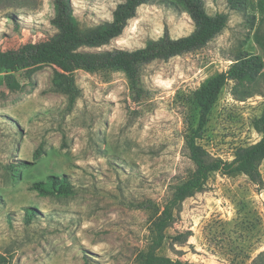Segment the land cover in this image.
Wrapping results in <instances>:
<instances>
[{"label": "rangeland", "instance_id": "1", "mask_svg": "<svg viewBox=\"0 0 264 264\" xmlns=\"http://www.w3.org/2000/svg\"><path fill=\"white\" fill-rule=\"evenodd\" d=\"M123 1L72 3L81 25L91 27L112 20ZM173 1L141 5L120 36L85 49L132 50L166 32L189 35L195 23ZM54 2L0 0V49L55 36ZM205 3L211 14H228L227 27L197 51L146 65L150 98L142 103L133 100L122 71H76L73 101L53 64L0 67V264L146 260L175 186L196 169L185 143L199 117L194 90L228 69L241 51L264 58V0H249L241 9L228 0ZM263 111L264 88L241 97L230 81L198 142L212 156L231 161L239 147L262 138L254 120ZM259 170L257 180L213 173L203 191L175 208L155 254L193 264H264V160ZM49 175H67L74 192L43 195L31 189ZM29 206L39 213L28 223Z\"/></svg>", "mask_w": 264, "mask_h": 264}, {"label": "trees", "instance_id": "2", "mask_svg": "<svg viewBox=\"0 0 264 264\" xmlns=\"http://www.w3.org/2000/svg\"><path fill=\"white\" fill-rule=\"evenodd\" d=\"M153 1L124 0L117 5L112 20L83 27L74 13L72 0H55L52 23L58 28V33L44 42L23 44L8 50L0 49V67L17 71L46 63L53 64L61 71V76L65 77L63 90L71 94L73 101L77 90L76 71H122L126 74L133 100L142 103L150 98L143 82V69L146 65L156 60L167 61L205 47L227 27L229 21L226 13H209L205 0H174L172 6L188 12L195 23V29L189 35L174 38L166 32L161 38L151 39L144 47L132 50L85 49L99 48L120 36L129 21L137 15L139 7ZM228 1L232 8L241 9L249 0ZM230 81L235 82V93H239L241 97H249L260 89L263 90L264 58L241 51L228 69L209 76L194 90L192 102L199 117L196 126L191 125L186 133L185 143L196 169L189 178L175 186L172 198L157 220L155 245L163 241L164 229L175 220V208L186 198L203 191L213 173H244L253 180L261 177L259 165L264 160V111L254 120V126L262 134V138L249 146L239 147L231 161L212 156L198 142L222 90ZM14 169L20 170L19 166H14ZM31 189L43 195H69L74 192L67 175H49L44 180L33 183ZM38 213L33 206L25 208L27 222H31ZM154 246L148 252L146 260L139 264H193L159 257L154 252Z\"/></svg>", "mask_w": 264, "mask_h": 264}]
</instances>
